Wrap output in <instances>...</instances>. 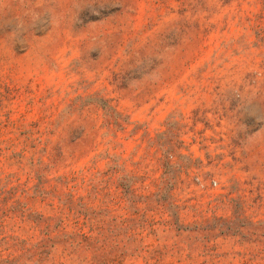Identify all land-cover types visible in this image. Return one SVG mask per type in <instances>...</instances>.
I'll use <instances>...</instances> for the list:
<instances>
[{"label":"rangeland","instance_id":"1","mask_svg":"<svg viewBox=\"0 0 264 264\" xmlns=\"http://www.w3.org/2000/svg\"><path fill=\"white\" fill-rule=\"evenodd\" d=\"M0 264H264V3L0 0Z\"/></svg>","mask_w":264,"mask_h":264},{"label":"trees","instance_id":"2","mask_svg":"<svg viewBox=\"0 0 264 264\" xmlns=\"http://www.w3.org/2000/svg\"><path fill=\"white\" fill-rule=\"evenodd\" d=\"M261 3H264V0H259Z\"/></svg>","mask_w":264,"mask_h":264}]
</instances>
